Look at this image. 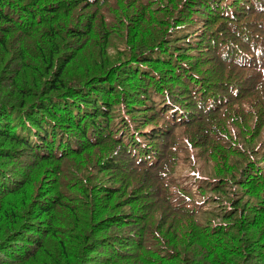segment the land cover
<instances>
[{
	"label": "trees",
	"instance_id": "16d2710c",
	"mask_svg": "<svg viewBox=\"0 0 264 264\" xmlns=\"http://www.w3.org/2000/svg\"><path fill=\"white\" fill-rule=\"evenodd\" d=\"M0 264H264V0H0Z\"/></svg>",
	"mask_w": 264,
	"mask_h": 264
}]
</instances>
